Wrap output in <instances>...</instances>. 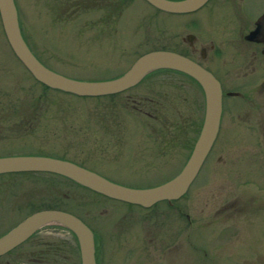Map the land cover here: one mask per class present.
Masks as SVG:
<instances>
[{"label":"flooded vegetation","instance_id":"1","mask_svg":"<svg viewBox=\"0 0 264 264\" xmlns=\"http://www.w3.org/2000/svg\"><path fill=\"white\" fill-rule=\"evenodd\" d=\"M52 1L54 4H47L39 11L50 14L48 24L69 30L78 24V13L84 12L87 18L80 23L88 30L89 40L106 44L103 50L111 55L112 63L119 53L123 55L126 51L125 40H130L133 47L141 43H134L137 38L132 36L138 33L139 24H127L125 6L119 0ZM14 3L16 5L15 0ZM149 6L151 12L158 16L156 18L162 21L165 44L136 52V57L124 71L103 81L121 77L139 57L149 52L165 51L186 60L190 66L213 79L220 105L216 134L187 191L203 169L215 144L220 141L222 120H233L235 125L243 124L251 148L243 156L247 162L246 165L241 164L242 170L238 162L234 167V183L246 177L248 183L264 189V164L259 165L253 148L255 142L257 149L259 146L258 151L264 155V0H206L199 7L182 13L164 12ZM17 13L21 27L18 8ZM153 27L159 29L157 25ZM31 77L42 89L54 90ZM92 98L103 100L104 109L101 116L91 117L90 120H0V157L53 158L125 187L151 188L173 179L182 171L206 120L207 95L203 84L190 72L171 67L153 69L121 92ZM105 103L114 106L105 111ZM0 107L3 108L0 115H8L14 106L6 101ZM236 135L239 138L243 134ZM220 160L218 156L217 161ZM245 170L248 172L246 175ZM21 174L48 175L61 183L89 190L57 174ZM248 192L250 194L243 202L238 195L218 206L213 217L222 224L220 232L229 228L225 224L227 216L232 218L243 214L244 210H257L260 214L253 217L255 221L252 224L255 223L254 228L257 229L261 225L264 233V192L261 196ZM184 195L150 207L100 195L102 198L97 199L100 201L99 214L107 216L104 219L83 215L69 208L55 210L75 216L91 231L95 264H126L117 260L115 253L116 259H109L110 262L102 256L104 250L105 253L111 250L113 240L118 242L115 244L117 247L123 246L126 243L124 240L142 246L153 244L160 252L161 262L156 260L152 264H169L167 253L174 247L170 230L173 219L170 216L175 210L186 220L189 219V214L184 212V204H179L185 199ZM36 212L39 211L31 214ZM145 221L152 230L142 236L140 228ZM248 221L252 222V218ZM185 224L182 222L180 227ZM52 229L47 230L46 226L37 229L19 246L1 255L0 264H81L79 244L74 233L61 225ZM102 230L106 232V238L100 236ZM23 245L25 250L18 252L17 249Z\"/></svg>","mask_w":264,"mask_h":264},{"label":"rangeland","instance_id":"2","mask_svg":"<svg viewBox=\"0 0 264 264\" xmlns=\"http://www.w3.org/2000/svg\"><path fill=\"white\" fill-rule=\"evenodd\" d=\"M15 2L21 19V34L30 51L57 73L74 80L103 81L124 71L136 57V52L165 44L162 38L165 35L162 21L156 18L158 16L151 12L152 8L144 0H119L125 6L127 24H139L138 33L132 36L137 38L134 43H141L133 47L130 40H125L126 51L123 55L117 52L120 57L116 56L114 63L111 62V55L103 50L106 44H96L89 40L88 30L80 23L87 18L84 12L78 13L77 25L69 30H62L56 25L48 24L50 14L39 12L40 9H45V5L54 4L52 0H47L46 4L44 0ZM155 25L159 27L158 30L154 29ZM127 37L126 34L125 38ZM156 41L158 42L155 43ZM6 101H10L14 107L10 114L0 115V120H90L91 117L101 116L104 109L103 100L100 99L42 89L14 56L0 22V104H5ZM113 106L106 104L105 111ZM2 111L3 108L0 107V113ZM221 130L220 141L215 144L200 174L184 195L185 199L179 202L181 206L184 204V212L189 214V219L186 220L184 215L175 210L173 215H169L173 219L170 230L174 246L167 253L169 264H264L262 226L257 229L254 228L255 223L252 224L255 221L253 217L260 214L257 210H244L243 214L232 218L227 216L225 224L229 228L224 232H220L222 224L213 217L223 202L238 195L243 202L250 194L248 191L256 192L259 196L264 192L262 187L258 189L257 184L248 183L246 177H242L237 183L233 180L234 167L238 162L239 169L242 170L241 164L246 165L247 162L243 156L247 150H251L244 134L247 133L245 126L235 125L233 120H222ZM235 134L243 135L236 138ZM253 148L257 152L255 157L262 166L264 155L258 151L259 146L257 149L255 142ZM218 156L221 157L220 161H217ZM253 171L256 175V169ZM247 173L245 170L244 174ZM101 198L90 190L72 187L48 175L0 174V237L31 213L40 210L69 208L83 215L104 219L107 216L99 214L100 201H97ZM250 218L252 222L249 223ZM182 222L187 225L180 227ZM53 227L55 225L51 224L46 229L53 231ZM179 227L180 230H177ZM140 229L142 236L152 230L146 221ZM100 236L106 238V232L102 230ZM124 242L123 246L117 247L115 244L118 242L113 240L111 250L106 253L104 250L102 253L105 260L110 262L116 259L115 253L117 260L125 261L126 264H152L156 260L161 262L160 252L153 244L142 246L133 241ZM135 245L141 246L134 247ZM17 250L21 252L25 250V246H20Z\"/></svg>","mask_w":264,"mask_h":264},{"label":"water","instance_id":"3","mask_svg":"<svg viewBox=\"0 0 264 264\" xmlns=\"http://www.w3.org/2000/svg\"><path fill=\"white\" fill-rule=\"evenodd\" d=\"M145 1L164 12L182 13L199 7L206 0ZM0 20L8 45L16 58L38 82L51 89L79 97L114 94L133 86L153 69L171 67L190 72L203 84L207 95L206 120L187 164L173 179L156 187H125L71 163L48 157H0V174H57L105 197L142 207H150L164 200H174L185 194L213 141L219 123V93L211 77L190 66L180 56L165 51H153L139 57L124 75L116 79L99 82L74 80L48 69L35 58L21 36L13 0H0ZM47 224L61 225L71 230L79 244L81 264H95L91 231L75 216L57 210L36 212L0 237V256L23 243L37 229Z\"/></svg>","mask_w":264,"mask_h":264}]
</instances>
